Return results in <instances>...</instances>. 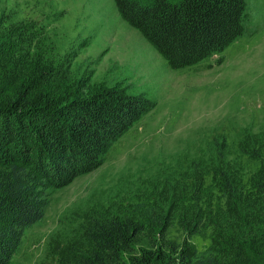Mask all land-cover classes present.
Returning <instances> with one entry per match:
<instances>
[{
	"label": "trees",
	"instance_id": "trees-1",
	"mask_svg": "<svg viewBox=\"0 0 264 264\" xmlns=\"http://www.w3.org/2000/svg\"><path fill=\"white\" fill-rule=\"evenodd\" d=\"M114 1L173 68L219 54L245 31L246 0ZM48 24L17 8L0 14V264H11L26 229L44 218L52 190L100 167L154 104L88 85L73 69L77 53H62ZM206 146L210 160L180 156L148 183L127 182L116 202L87 214L56 264H264L262 145H237L248 166L260 161L254 171L238 169V155L228 160L227 138ZM197 236L211 241L203 252Z\"/></svg>",
	"mask_w": 264,
	"mask_h": 264
},
{
	"label": "rangeland",
	"instance_id": "rangeland-1",
	"mask_svg": "<svg viewBox=\"0 0 264 264\" xmlns=\"http://www.w3.org/2000/svg\"><path fill=\"white\" fill-rule=\"evenodd\" d=\"M11 8L46 16L61 52L77 53L73 69L88 85L118 86L154 103L100 167L52 190L44 218L26 229L11 264H56L54 253L83 235L89 212L116 202L128 183H148L180 156L210 160L205 152L212 137L227 138L228 160L240 156L238 169L260 166L259 160L248 166L237 145L257 140L264 154V0H246L245 31L236 41L183 68L170 66L114 0H0V14ZM193 240L201 252L211 243L206 236Z\"/></svg>",
	"mask_w": 264,
	"mask_h": 264
}]
</instances>
